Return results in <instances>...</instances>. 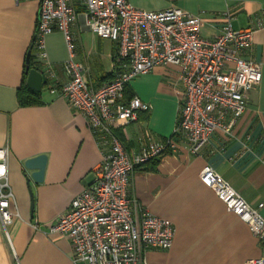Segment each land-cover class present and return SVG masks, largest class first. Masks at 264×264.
<instances>
[{"label": "crops", "instance_id": "crops-1", "mask_svg": "<svg viewBox=\"0 0 264 264\" xmlns=\"http://www.w3.org/2000/svg\"><path fill=\"white\" fill-rule=\"evenodd\" d=\"M127 1L147 12L174 7L198 16L201 37L210 41L222 31L227 14L233 30L245 29L264 15V0ZM37 12L38 0H0V148H8V181L17 211L6 227L8 237L0 225V264H73L70 242L49 234L48 225L93 183L102 159L85 117L49 93V80L41 88L39 106L18 105L17 90L23 82ZM70 34L73 58L86 68L89 84L96 89L111 81L115 45L93 35L81 17ZM44 51L57 87L66 84L63 66L69 50L62 34L46 36ZM249 56L260 64L261 82L249 93L247 111L236 124V138L215 132L195 157L181 142L178 153L163 156L153 170L137 168L131 174L129 197L175 228L172 247L147 251V264H245L264 255L246 224L227 212L199 181L200 171L209 166L247 204H263L264 219V28L253 34ZM182 96L174 67L156 68L127 86L126 98L137 97L151 107L135 123L114 130L128 154L138 151L145 133L157 141L173 135ZM242 143L249 152L243 153ZM39 155L47 158L43 181L30 180L28 186L30 173L23 164Z\"/></svg>", "mask_w": 264, "mask_h": 264}, {"label": "built area", "instance_id": "built-area-1", "mask_svg": "<svg viewBox=\"0 0 264 264\" xmlns=\"http://www.w3.org/2000/svg\"><path fill=\"white\" fill-rule=\"evenodd\" d=\"M79 17L93 35L115 45L113 78L96 89L86 79V68L71 52L70 31ZM224 20L222 31L210 41L201 37L200 17L174 7L147 12L127 0H38L29 52L51 83L49 93L85 117L102 152L93 183L48 225L49 234L70 242L73 264H147V251L172 247L173 224L129 197L130 177L136 168L152 160L176 155L181 142L195 157L215 132L236 138V124L247 111L249 93L261 82L260 64L249 52L253 34L264 28V15L240 30L232 29L229 14ZM54 32L62 34L69 50L63 66L68 80L60 87L44 51V38ZM167 67L177 68L183 87L173 135L157 141L145 133L138 151L128 154L114 130L135 123L138 115L148 113L151 107L137 97L126 98L125 90L136 78ZM242 148L243 153L250 151L244 143ZM7 158L4 146L0 148V225L4 231L17 216ZM199 181L227 212L246 224L264 251L263 204H247L209 166L202 168ZM245 264H264V255Z\"/></svg>", "mask_w": 264, "mask_h": 264}, {"label": "water", "instance_id": "water-1", "mask_svg": "<svg viewBox=\"0 0 264 264\" xmlns=\"http://www.w3.org/2000/svg\"><path fill=\"white\" fill-rule=\"evenodd\" d=\"M27 58V65L29 64L28 62V57ZM26 73H27V79H26V86L36 92L40 93L42 86L45 84L46 80L44 75L39 69H29L27 66L26 68ZM47 158L45 155H39L33 158H30L26 160L23 164V168L25 172H29V176L26 177L27 179V185L29 186L30 180H32L34 183H41L43 181V175L45 171V166H46Z\"/></svg>", "mask_w": 264, "mask_h": 264}, {"label": "trees", "instance_id": "trees-1", "mask_svg": "<svg viewBox=\"0 0 264 264\" xmlns=\"http://www.w3.org/2000/svg\"><path fill=\"white\" fill-rule=\"evenodd\" d=\"M28 57V65H27V59H25V67H24V78H23V82L20 86V88L17 90V102L19 107H35V106H39L41 104L40 102V93H36L32 90H30L27 86H26V78H27V73H26V68L27 66L29 67V69H38L36 67L35 64H33L32 62V52H29L27 54ZM27 58V57H26ZM131 98V97H128ZM162 157H159L155 160H152L146 164H144L141 167L138 168H143L144 170H153L156 165L159 163L160 159ZM137 169V168H136Z\"/></svg>", "mask_w": 264, "mask_h": 264}]
</instances>
